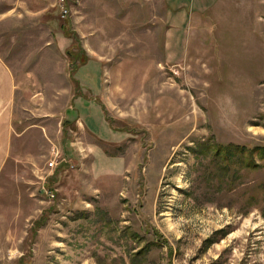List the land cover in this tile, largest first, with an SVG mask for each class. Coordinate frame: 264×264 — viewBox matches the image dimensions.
Masks as SVG:
<instances>
[{
  "label": "rangeland",
  "instance_id": "rangeland-1",
  "mask_svg": "<svg viewBox=\"0 0 264 264\" xmlns=\"http://www.w3.org/2000/svg\"><path fill=\"white\" fill-rule=\"evenodd\" d=\"M60 2L0 0V264H264V157L214 155L264 145V0Z\"/></svg>",
  "mask_w": 264,
  "mask_h": 264
},
{
  "label": "crops",
  "instance_id": "crops-1",
  "mask_svg": "<svg viewBox=\"0 0 264 264\" xmlns=\"http://www.w3.org/2000/svg\"><path fill=\"white\" fill-rule=\"evenodd\" d=\"M165 7L167 8V20L170 25L176 27L175 21H178V25L180 30H184L183 28L185 23V18L192 16L194 18L200 17L203 15H208L209 13L214 14L219 9H221L220 4L224 0H193L190 5L189 0H164ZM175 1V2H174ZM174 2V3H173ZM169 3V4H168ZM172 3V8L170 4ZM201 25H207L206 22L202 21ZM191 42V41H190Z\"/></svg>",
  "mask_w": 264,
  "mask_h": 264
},
{
  "label": "trees",
  "instance_id": "trees-1",
  "mask_svg": "<svg viewBox=\"0 0 264 264\" xmlns=\"http://www.w3.org/2000/svg\"><path fill=\"white\" fill-rule=\"evenodd\" d=\"M83 53L84 52L82 51L73 53L71 50H67V54L71 56L73 60L79 59L80 56L85 55ZM258 152H260L262 157H264V145L251 147L244 144H218L215 148L214 155L224 163L223 165H227V162L231 160L232 155L238 154L239 161L241 162L243 168L255 169L260 166V163H258L255 158V155ZM142 252V250L139 251L136 256H139Z\"/></svg>",
  "mask_w": 264,
  "mask_h": 264
},
{
  "label": "built area",
  "instance_id": "built-area-1",
  "mask_svg": "<svg viewBox=\"0 0 264 264\" xmlns=\"http://www.w3.org/2000/svg\"><path fill=\"white\" fill-rule=\"evenodd\" d=\"M61 2V4H62V8H61V11H60V13H61V16L62 17H65L66 16V14H67V8L63 5V3H64V0H60ZM58 162H59V154H58V152L57 153H54V155L49 159V161L47 162V167L49 168V169H53V168H55L57 165H58ZM47 193L49 194V196L50 197H53L54 196V193H52L51 191H47Z\"/></svg>",
  "mask_w": 264,
  "mask_h": 264
}]
</instances>
